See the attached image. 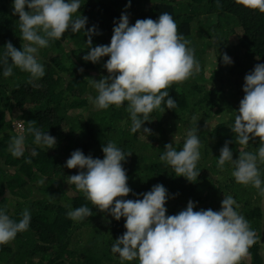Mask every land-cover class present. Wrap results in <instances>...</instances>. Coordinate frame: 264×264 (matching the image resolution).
Segmentation results:
<instances>
[{
  "label": "trees",
  "instance_id": "trees-1",
  "mask_svg": "<svg viewBox=\"0 0 264 264\" xmlns=\"http://www.w3.org/2000/svg\"><path fill=\"white\" fill-rule=\"evenodd\" d=\"M127 3L81 0L79 11L87 17L85 28L95 26L99 33L92 37L93 46L110 43L114 19L118 20L122 12L129 15L130 25L137 19L155 20L160 13L168 12L178 34L189 42L200 68L168 87L176 107L167 109L162 103L153 110L151 121L142 125L151 129L146 135L130 132L126 106H94L98 93L92 81L108 75L103 67L108 57L95 64L82 58L88 50L83 30H66L59 40L39 50L45 68V75L39 79L30 81V74L17 67L5 77L0 67V207L17 221L25 208L31 214L29 228L0 245V264H122L118 254L111 252V245L126 231L125 218L117 221L93 206L69 183L68 176L78 169L65 166L76 149L102 159V145L109 141L126 155L131 153L122 161L132 189L125 199L142 198L133 193L142 194L160 183L169 197L166 215H173L184 209L189 199L196 202L194 210H219L224 195L232 196L256 237L248 255L238 264H264V195L251 184L236 182L231 162L223 167L217 163L226 141L233 159L244 151L255 153L260 143L256 137L240 145L231 127L244 96V76L255 64L264 63V13L235 0H131L126 8ZM18 24L12 0H0V53L9 41L17 49L22 47ZM203 49L210 50L206 57ZM225 52L231 64L222 62L219 53ZM16 120L24 125L25 151L20 157H14L8 149L10 138L18 134L12 127ZM29 126L48 132L56 138V144L49 149L35 144L33 135L26 131ZM189 130H196L201 141L197 162L200 172L193 182L176 176L160 159L165 144L181 148ZM257 166L264 180V162L258 161ZM69 205H87L92 215L73 220L66 215ZM123 264L139 262L133 259Z\"/></svg>",
  "mask_w": 264,
  "mask_h": 264
},
{
  "label": "clouds",
  "instance_id": "clouds-1",
  "mask_svg": "<svg viewBox=\"0 0 264 264\" xmlns=\"http://www.w3.org/2000/svg\"><path fill=\"white\" fill-rule=\"evenodd\" d=\"M235 2L264 13V0ZM130 6L131 0H128L125 7ZM80 7L81 0H12V12L18 14L22 47L17 49L10 41L5 43L0 53L3 75H12L13 67H17L30 74V81L43 77L45 68L38 57L39 50L47 47L50 41L59 40L66 30L71 33L83 30L88 50L82 58L95 64L108 57L103 65L108 75L92 81L98 93L93 100L94 106L97 109L126 106L130 132L151 134L150 128H142L145 121H151L149 114L162 103L167 109L176 107L168 87L173 82L186 80L200 68L193 49L188 47L189 42L183 35L178 34L177 24L168 12L160 13L155 20L137 19L131 25L127 12H122L118 20L114 19L110 43L93 46L92 37L99 33L95 26L85 28L87 17L80 13ZM219 55L225 65L233 62L226 52ZM213 59L217 67V56ZM242 87L244 96L239 101L231 130L240 145H247L256 137L260 143L255 153L244 151L233 159L226 141L217 163L223 167L225 162H231L236 182L251 184L264 195V180L257 166L258 161L264 162V63L254 65L244 76ZM26 131L33 135L37 145L49 149L56 144L54 136L37 127L29 126ZM200 145L197 131L189 130L183 146L177 149L172 143L165 144L160 159L172 167L176 176L193 182L200 172L197 169ZM8 149L14 157L23 154V131L10 138ZM102 152L101 159L85 155L80 149L73 150L65 166L78 169L76 174L68 176L69 183L93 206L117 221L125 218L126 231L111 245V252L118 254L122 264L133 259L139 264H238L248 255L249 247L255 243V232L237 211L239 206L232 196L224 195L219 210H194L196 202L189 199L184 209L166 215L165 204L169 197L164 185L157 183L142 194L133 193L142 198L125 199L132 189L122 161L131 153L126 155L112 141L102 145ZM32 155H37L35 149ZM68 207L66 215L73 220L92 215V208L87 205ZM30 221L27 208L17 221L0 207V245L27 230Z\"/></svg>",
  "mask_w": 264,
  "mask_h": 264
},
{
  "label": "rangeland",
  "instance_id": "rangeland-1",
  "mask_svg": "<svg viewBox=\"0 0 264 264\" xmlns=\"http://www.w3.org/2000/svg\"><path fill=\"white\" fill-rule=\"evenodd\" d=\"M194 34H195V33H194ZM195 35H196V34H195ZM205 50H207V49H205ZM203 51H204V49H203ZM209 51H210V50H208L207 52L204 51V52L206 53V54H205V57L208 55ZM18 124L21 125L22 128H18V127H17ZM23 126H24V125H23L22 120H16V121H13V122H12L13 130H14L16 133H18V134H19L21 131L24 132ZM261 204L264 205V200L262 201Z\"/></svg>",
  "mask_w": 264,
  "mask_h": 264
},
{
  "label": "built area",
  "instance_id": "built-area-1",
  "mask_svg": "<svg viewBox=\"0 0 264 264\" xmlns=\"http://www.w3.org/2000/svg\"><path fill=\"white\" fill-rule=\"evenodd\" d=\"M17 127H18V128H22L21 125H19V124L17 125Z\"/></svg>",
  "mask_w": 264,
  "mask_h": 264
}]
</instances>
